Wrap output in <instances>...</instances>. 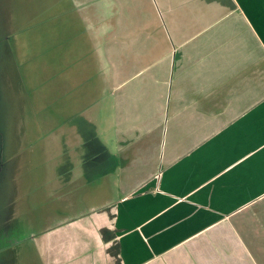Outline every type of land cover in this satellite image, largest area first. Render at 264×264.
Returning a JSON list of instances; mask_svg holds the SVG:
<instances>
[{
  "label": "crops",
  "instance_id": "obj_1",
  "mask_svg": "<svg viewBox=\"0 0 264 264\" xmlns=\"http://www.w3.org/2000/svg\"><path fill=\"white\" fill-rule=\"evenodd\" d=\"M102 1L104 263L264 264V0Z\"/></svg>",
  "mask_w": 264,
  "mask_h": 264
},
{
  "label": "rangeland",
  "instance_id": "obj_2",
  "mask_svg": "<svg viewBox=\"0 0 264 264\" xmlns=\"http://www.w3.org/2000/svg\"><path fill=\"white\" fill-rule=\"evenodd\" d=\"M73 2L0 0V264H105L89 230L106 213L89 201L104 198V151H113L103 60L111 33L90 32ZM127 17L135 22V10Z\"/></svg>",
  "mask_w": 264,
  "mask_h": 264
}]
</instances>
